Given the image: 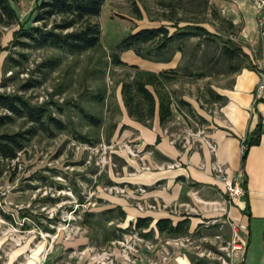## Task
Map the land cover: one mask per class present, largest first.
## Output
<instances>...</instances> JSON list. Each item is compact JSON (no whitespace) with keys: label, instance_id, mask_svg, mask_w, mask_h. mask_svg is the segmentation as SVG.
Here are the masks:
<instances>
[{"label":"rangeland","instance_id":"374dc122","mask_svg":"<svg viewBox=\"0 0 264 264\" xmlns=\"http://www.w3.org/2000/svg\"><path fill=\"white\" fill-rule=\"evenodd\" d=\"M37 1L12 0L21 23H31ZM250 1L252 5H257L256 0ZM234 5L237 10L246 11V7L236 0H107L100 16L93 18L102 27L101 42L96 48L71 52L45 46L29 51L32 54L28 65L34 63L31 76L42 80V85L53 87L54 96H64L62 102L53 96L49 101L52 103L50 110L66 123L67 128L64 131L54 130L52 134L40 131L28 142L17 159L0 162V209L12 213L16 221L9 222L0 213V264H30L31 259L36 264H41L44 259L46 264H93L90 257L102 252L118 231L130 224L127 217L123 218L116 203V198L123 196L109 195L103 190L105 185L124 183L112 180L110 173L117 175L123 171L127 161L114 154L110 160L113 164L110 162L104 168H99L96 163L99 153L92 154L82 144L86 142L76 138L87 137L95 142L100 141L99 144L116 141L109 139L129 114L122 87L125 83H134L136 73L147 69L135 63L138 54L133 49L118 51L116 45L131 32L161 25L174 31L177 27L194 23L214 33L213 40L203 37L178 39L179 49L172 61L167 62L166 68L161 70L176 71L169 73L171 81L167 83V89L177 110L166 127L168 133H171L172 142L179 147L182 144L179 138L186 134L187 128H195L194 122L186 123L182 119L183 112L191 116L193 113L186 106L179 108V100L195 99L198 103L203 101L210 106L213 102L210 101L209 90L231 86L235 73L231 72L230 66L244 63L241 58L230 61L223 56L222 45L228 40H234L238 45L249 48L254 55L256 51L253 48L264 38V24L261 23L263 11L258 5L255 17L249 15L246 19V23L259 31L250 41L243 38L242 28L231 17L230 13L235 11ZM19 28V23L10 27L0 25V82L5 75H11L4 70L5 58L13 51L12 40ZM152 46L150 43L136 45L143 53ZM117 54L125 64L113 63V57ZM43 60L45 64L38 67ZM48 61L56 62V67H47ZM24 80L20 73L16 75L10 83L12 92L21 91ZM149 88L153 90L150 85ZM39 90L37 87L26 93L33 103ZM89 115L100 118L101 122L93 123ZM29 125L22 118L16 119L0 127V133L15 132ZM196 147L200 148V144L197 143ZM124 155L134 159L130 154ZM75 191L87 195L90 191H96L91 203L81 207L84 209L81 218L71 210L72 207L77 208ZM58 196L61 198L57 203L46 200L47 197ZM223 196L227 197L226 192ZM21 210L37 214L43 222H46V215L58 216L60 219L53 225L56 227L55 232L47 233L37 226L23 230L21 225L24 221L32 222L30 218L25 220L20 217ZM224 220L221 218L216 222L217 225L204 226L199 231L196 228L185 234L192 236L193 245L189 246V253L193 261L205 258L208 264L236 263L232 260L233 253L240 254L242 250L232 251V247L241 241L237 239L234 242V237H231L234 228L229 215H224ZM78 226L83 229L82 234H75ZM71 246L74 248L68 251ZM35 250H40L37 257L33 255ZM118 259L121 260L119 255Z\"/></svg>","mask_w":264,"mask_h":264},{"label":"crops","instance_id":"0c3cea01","mask_svg":"<svg viewBox=\"0 0 264 264\" xmlns=\"http://www.w3.org/2000/svg\"><path fill=\"white\" fill-rule=\"evenodd\" d=\"M236 1L244 5L246 11L237 10L236 5H234L235 11L230 13L231 17L235 24L242 28L243 38L249 41L253 40L256 32L259 33V31L246 23V19L249 15L255 17L258 11L257 5H252L250 0ZM243 49L251 56L258 69L242 68L233 75L231 86L216 90L212 88L215 92L226 97V101L223 104L220 103L219 113L216 116L204 110L197 100L183 98L191 104L193 116L199 115L207 120L205 124L208 127L209 134L217 142L215 153L211 152L207 146L198 148L194 145L187 147L181 145L178 147L174 144L166 125L162 126L160 124L159 106L157 105L155 116L152 120H147L151 122L150 124L138 121L128 114L119 123L115 133L109 140H126L132 141L134 144L140 143L141 149L153 150L152 158L158 164L165 165L173 161H179L181 166L171 169L144 171L140 169L142 162L138 159H131L124 154H116L120 156L119 158L123 157L127 164L123 166V171L117 175L110 173V178L116 182L121 181L130 185H146L148 192L145 199L149 201L194 205L201 212H187L191 219L190 231L193 232L200 223H203V227H208L207 224H212L210 221L213 218L219 220L223 218L225 222V214L219 212L207 213L203 210L202 205L195 202V196L204 200H219L223 197L225 192L224 183L216 179L211 170V163L218 160L225 165L229 173L240 174L247 188V193L244 196L235 199L234 205L228 214L233 221L231 223L236 226V235L233 230L234 236L231 237L246 244L245 250L240 254L233 253L232 260L236 262L233 264H264V101L255 103L256 98L264 99V91L262 94L257 95V88L264 81V38L261 43L257 44L255 49L253 48L256 51L254 55L249 48L243 47ZM134 60H136L137 65L144 66L145 69L154 72H160L162 68L167 66V62H151L139 55H136ZM179 108H182L181 105ZM176 110L173 101V115ZM186 114L183 112L181 117L187 123L190 120H188ZM261 119L263 126L261 142L249 149L243 165L242 141L251 136ZM109 172L111 171L109 170ZM189 199H192V201ZM116 203L126 212L128 222H135L138 217L149 216L152 218L150 227L143 228L141 231L142 233L148 232L150 228H153V233L146 237L153 240L156 252L150 253L143 249L135 264H150L148 257L151 255L158 259L157 253L160 251L169 252L171 255L169 264H195V261L191 258V253H189L190 249L183 250L174 247L171 243L173 236L160 233L156 226V222L160 218L168 217L176 222L182 219L184 215H172L163 210L142 212L133 204V199L125 196L117 197ZM217 224L215 223V225ZM128 225L129 223L126 226ZM73 248L71 246L67 250ZM39 254L40 250H35L33 255L37 257ZM29 262L30 264H36V261L32 259Z\"/></svg>","mask_w":264,"mask_h":264},{"label":"trees","instance_id":"16d2710c","mask_svg":"<svg viewBox=\"0 0 264 264\" xmlns=\"http://www.w3.org/2000/svg\"><path fill=\"white\" fill-rule=\"evenodd\" d=\"M106 1L38 0L34 8L33 20L27 25L20 22L19 13L13 5L12 0H0V25L5 27H10L16 23L20 25V28L15 31L12 40L13 51L5 58V72L13 71V73L10 76L5 75V78L0 82V87H5L12 83L11 80L26 69L31 59L32 53L29 52L31 50L53 46L67 49L71 52H83L96 48L101 42L102 27L100 22L93 18L100 16ZM192 37H203L207 40L215 39L214 33L202 25L191 23L177 27L174 31H171L166 25H161L158 27L141 28L127 34L117 43L116 49L118 51L133 49L139 56L145 59L156 62H170L177 49H179V45H177L178 39L185 40ZM143 43H150L153 46L146 53H143L136 47V45ZM221 54L230 61L239 60L240 58L244 61L240 65L230 66L232 73H236L242 68L258 69L253 63L251 56L234 40H228L222 45ZM113 63L117 65L125 64L118 54L113 57ZM43 64H45L44 60L39 63L38 67L43 66ZM46 66L54 69L56 62L48 61ZM175 72V69L160 72L141 70L136 73L137 77L135 76L134 83H125L122 87V93L129 115L138 121L146 123L147 120L153 119L158 105L160 124L165 126L173 115V98L167 89V83L171 81L169 73ZM42 84V80L34 79V75H32L24 80L21 86L23 93L0 91V127L21 118L30 124L27 128L15 132L0 133V162H12L17 159L19 153L26 149L28 142L40 131L52 134L54 130L64 131L67 128L66 123L50 110V105L52 104L50 101L44 104H35L26 95L27 92L40 87ZM149 85L153 87V90L148 87ZM209 95L211 102L223 104L226 101L224 95L215 92L212 88L209 90ZM260 101H264V99H255V103ZM179 104L181 106L186 105L193 111L191 104L186 100L180 99ZM89 119L95 124L101 122V119L96 118L94 115H89ZM200 119L202 123H207L204 117L200 116ZM262 134L263 126L261 119L251 136L245 138L246 147L242 152L243 165L245 164L249 149L253 145L260 144ZM76 138H79L81 142L91 145H96L100 142L89 140L87 137L81 139L76 136ZM243 186L247 193L244 181ZM75 194L79 203H83L85 200L84 194L80 191H75ZM60 198V196L56 198L47 197L46 200L57 203ZM118 208L121 210L123 218H125L126 212L121 207ZM0 213L5 220L12 223L16 222L12 213H8L3 209H0ZM20 217L25 218V220H29L26 218H30V222H32L24 221L21 225L23 230H30L33 226H37L40 230L51 233L56 230L52 225L57 224L60 219L58 216L51 218L49 215H46V222H43L38 219L37 214L34 215L28 210H21ZM151 222L152 218L149 216L138 217L135 222H130L122 231H118L114 239L121 238L125 232L132 229L141 231L143 228H149ZM190 224V215H184L182 219L176 222L168 217L160 218L156 222L160 233H166L173 237L188 234L190 232ZM214 225L212 224L208 227ZM202 227L203 223H200L196 230L199 231ZM152 233L153 228H150L148 232H143L142 234L148 236ZM195 264H207V260L201 258L199 261H195Z\"/></svg>","mask_w":264,"mask_h":264},{"label":"built area","instance_id":"2783aa9c","mask_svg":"<svg viewBox=\"0 0 264 264\" xmlns=\"http://www.w3.org/2000/svg\"><path fill=\"white\" fill-rule=\"evenodd\" d=\"M257 5L261 11H263V19L261 21L264 24V0H256ZM41 60V59H39ZM34 63H31L26 67L25 70L20 72V76L22 79H28L31 77L32 70L34 69ZM13 71H8L7 74H12ZM40 90L38 93L35 94V104H44L49 102L51 96L56 97L58 101H64V96L57 95L54 96V88L51 86L41 85ZM0 91L14 93L12 92V85L8 84L5 87H0ZM264 91V81L261 82L257 88V95L262 94ZM16 92V91H15ZM19 93H23V91H17ZM55 100V99H54ZM200 106L206 110L209 114L216 116L219 113V102H213L210 106L203 101H200ZM190 121L194 122L195 128H187L186 134L183 137L179 138V141L182 143L183 147L187 146H196L197 143L200 146H207L211 150V152L215 153L217 149V142L214 141L208 131V127L205 123L200 122L199 115L197 116H190L186 114ZM245 139L242 141L241 151L243 152L246 147V143L244 142ZM86 150H91L93 153H99L98 159L96 163L98 164L99 168H104L105 166L109 165L112 161L111 158L114 154H130L132 157L139 158L142 161V165H140V169L144 171H152L155 169L162 170L166 168H176L180 167L181 163L179 161H173L167 163L165 165L158 164L152 157H153V150L152 149H141L140 143H131L126 140H117L111 142H101L100 144L91 145L88 143H82ZM90 145V146H88ZM89 150V151H90ZM148 158V159H147ZM150 158V160H149ZM90 162V159L88 160ZM113 164V163H112ZM116 165V164H115ZM211 170L213 175L219 181L224 183L226 196H223L219 200H204L198 196H195V202L200 203L203 206V210L209 212H219L225 215L230 213L231 208L233 207V202L235 199L240 198L246 194V189L243 186V180L240 174L236 173H229L227 168L224 164L215 160L211 163ZM104 192L109 195H117V196H125L127 198L133 199V204L142 212L147 210H163L167 213L172 215H188L187 212L193 213H200L201 211L196 208L194 205H190L189 203H178V204H170L167 202H157V201H149L145 199V195L148 192V187L146 185L135 184L130 185L128 183H115L111 185H105L103 187ZM85 196V200L83 203H79L78 198L76 207H72V213H76L80 216L84 209L81 207L85 206L86 203H91V198L96 194V191H90L88 195L83 193ZM197 194V192H195ZM96 204V202H93ZM183 208V210H182ZM82 209V211H81ZM196 209V210H193ZM199 210V211H198ZM50 216V215H49ZM51 218L54 217L53 214L50 216ZM219 219L213 218L210 222L215 224L218 222ZM211 225V224H210ZM209 223L207 226H210ZM234 228L235 235H236V226L235 224L231 223ZM53 226V225H52ZM55 227V226H53ZM56 228V227H55ZM77 231L75 234H82L83 229L78 226ZM51 233V232H47ZM70 237V236H69ZM68 237V238H69ZM237 239H234V242ZM171 243L174 247L178 249H189L190 245H193L192 236L191 235H181L177 237H173L171 239ZM246 248L245 243L236 242L233 247L232 251L235 249H241L244 251ZM118 249V250H117ZM146 249L150 253H155V244L153 240L144 236L141 231L137 229H132L128 232H125L121 238L113 239L109 242V245L104 247L102 252H99L98 255L91 256V260H93V264H126L130 262L132 264L136 263L138 256L141 254L142 250ZM74 251V250H73ZM86 250L83 251L85 253ZM118 252V253H117ZM158 259L153 256L148 257V262L150 264H169L171 260V255L168 251H160L157 253ZM232 255L229 253L228 255ZM118 255L120 256L121 260L118 259ZM230 255V256H231ZM41 264H46V260L44 259Z\"/></svg>","mask_w":264,"mask_h":264}]
</instances>
